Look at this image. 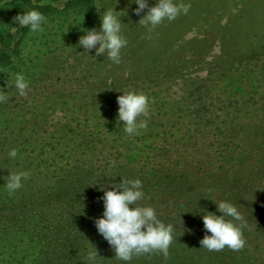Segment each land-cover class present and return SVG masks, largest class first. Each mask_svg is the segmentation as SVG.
Listing matches in <instances>:
<instances>
[{"label": "trees", "instance_id": "16d2710c", "mask_svg": "<svg viewBox=\"0 0 264 264\" xmlns=\"http://www.w3.org/2000/svg\"><path fill=\"white\" fill-rule=\"evenodd\" d=\"M18 3L44 16L77 14L84 29L100 21L95 0H0V26L7 29L0 35V72L15 67L28 31L16 26ZM209 64L188 73L198 82L209 78L208 86L188 87L182 73L178 95L167 91L157 107L153 91L144 88L148 115L137 119L147 127L135 135L127 134L117 117L112 93L121 83L108 71L82 75L90 79L91 91L80 112L55 118L44 112L54 108L58 91L69 86L65 82L43 85L33 98L34 114L0 102V264H264V158L255 163L258 146L232 120L251 96L248 88L264 82V68L234 71L237 83L226 95L217 90L227 63L221 71ZM95 91L104 97L97 103L90 98ZM243 94L247 98L237 100ZM252 95L264 102V93ZM13 148L15 158L8 155ZM16 172H27V178L10 193L6 182ZM135 179L143 192L136 203L151 206L159 220L174 226L167 256L153 250L121 260L95 228L103 208L100 187ZM220 200L241 214L236 223L242 224L245 243L238 250L209 251L199 243L206 234L201 216L216 212L214 202Z\"/></svg>", "mask_w": 264, "mask_h": 264}, {"label": "rangeland", "instance_id": "374dc122", "mask_svg": "<svg viewBox=\"0 0 264 264\" xmlns=\"http://www.w3.org/2000/svg\"><path fill=\"white\" fill-rule=\"evenodd\" d=\"M59 1L56 0L57 3ZM95 1L100 15L104 9L114 6L117 11H125L119 17L121 35L127 41L121 49L120 62L111 61L107 53L97 55L99 43L88 51L78 45L80 36L84 34L79 15L44 16L41 31L32 32L28 29L22 37L20 53L14 58L15 67L0 72V93H6L7 96L3 104L24 106L27 111H31L30 114H34L36 108L33 110V98H37V92L43 85L65 82L69 86L58 91L53 101L54 108H46L44 112L51 113L54 118L64 112H80L78 107L91 91L90 79L82 75L108 71L111 79L121 83L112 93L113 103H117V97L122 93H144V88H148L153 91L151 101L153 99L157 107L158 101L167 91L170 96L178 95L184 80L177 76L182 73L186 74L184 78L188 87L194 85L204 89L208 86L209 78L198 82V79L189 78L188 75L206 63H210L209 67L214 71L217 68L221 71L223 64L227 63L224 77L219 76L222 80L217 90L221 93L226 90V95L231 93L229 86L237 83L234 71H259L264 68V0H173L178 5L187 6V12H181L172 20L164 19L155 27L142 23L141 18L156 0H146L145 8L139 13L134 11L137 8L134 0ZM28 10L30 8L27 5L17 4V14ZM16 26H19L18 22ZM99 28L100 21L95 29ZM6 32L7 29L0 26V35ZM16 37H19L18 32ZM94 63L96 65H92ZM167 63L172 66L167 67ZM175 70H178L177 73ZM18 73L24 76L28 84L25 95H20L14 85ZM263 88L264 82H257L254 87L248 88L251 93L249 98L245 97L246 94L238 95L237 100H248L239 106V114L232 118L243 125V134L252 138L258 146L255 163L264 158V153L261 154L264 151V102L258 95L253 96L252 91L264 93ZM90 98L97 103L104 97L102 91H95ZM51 102L46 103V107ZM249 178L253 179L252 176Z\"/></svg>", "mask_w": 264, "mask_h": 264}, {"label": "clouds", "instance_id": "9594fccd", "mask_svg": "<svg viewBox=\"0 0 264 264\" xmlns=\"http://www.w3.org/2000/svg\"><path fill=\"white\" fill-rule=\"evenodd\" d=\"M134 2L137 4V8L134 9L137 13L146 6V0H134ZM187 10V6L178 5L173 0H156V3L141 18V22L155 27L164 19L172 20L181 12L186 13ZM101 13L99 30L81 28L84 34L80 36L77 43L86 51L99 43L96 54L107 53L111 61L119 63L121 49L127 43L121 35L119 19L125 11L123 9L117 11L114 6L104 9ZM44 19L43 13L35 8L18 13L14 17L20 27H26L32 32L42 30ZM14 85L20 95L26 94L28 84L22 74H16ZM6 98V93H0V102ZM117 102V117L119 121L124 122L123 127L127 134H138L139 129L147 127L146 120L138 121L137 119L141 115H148L149 98L144 93L135 91L122 93L118 95ZM8 155L15 158L17 150L10 149ZM26 178L27 172L10 173L6 182L7 190L10 193L15 192ZM100 189L103 191L100 198L103 208L102 214L95 218L94 225L97 232L113 248L115 256L129 261L135 254L153 250H158L167 256L168 247L173 240L174 226L159 220L155 209L151 206L136 203L143 197L141 181L139 179L122 180L119 184H112L108 189L105 187ZM214 203L216 212L205 211L201 216L206 234L199 241L200 245L209 251L222 250L226 246L232 250L242 248L245 241L242 238V224L236 223V221H242L237 207L228 200ZM217 212L219 215L216 214ZM95 255L97 251L92 253L89 259H93Z\"/></svg>", "mask_w": 264, "mask_h": 264}]
</instances>
